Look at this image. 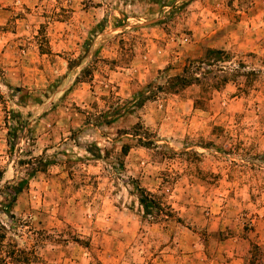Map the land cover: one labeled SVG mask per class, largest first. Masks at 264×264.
Here are the masks:
<instances>
[{
    "label": "rangeland",
    "instance_id": "rangeland-1",
    "mask_svg": "<svg viewBox=\"0 0 264 264\" xmlns=\"http://www.w3.org/2000/svg\"><path fill=\"white\" fill-rule=\"evenodd\" d=\"M0 178V264L264 238V0H0Z\"/></svg>",
    "mask_w": 264,
    "mask_h": 264
},
{
    "label": "crops",
    "instance_id": "crops-1",
    "mask_svg": "<svg viewBox=\"0 0 264 264\" xmlns=\"http://www.w3.org/2000/svg\"><path fill=\"white\" fill-rule=\"evenodd\" d=\"M263 228V227H262ZM262 228H258L252 233L250 238H230L220 242L222 246L221 255L211 256V258H201L202 262L196 260V256L189 254L187 256H173V263L181 264V261L185 264H203V260H206L204 264H250L251 254L250 249L252 244H255L264 249V238L262 237ZM261 264H264V258L261 260Z\"/></svg>",
    "mask_w": 264,
    "mask_h": 264
},
{
    "label": "trees",
    "instance_id": "trees-1",
    "mask_svg": "<svg viewBox=\"0 0 264 264\" xmlns=\"http://www.w3.org/2000/svg\"><path fill=\"white\" fill-rule=\"evenodd\" d=\"M176 80H178V79H176ZM172 81H175V78ZM180 81L182 82L183 79ZM183 82H186V81L184 80ZM187 84L188 83H186V85ZM17 164H23V163L21 161H19ZM37 171L38 170L36 168H34L33 170L31 169V171L25 172L24 175H26V177H31ZM16 180H17V178H15L12 181L7 182L4 185L0 186V194H3V197H4L3 204H0V211L3 214L9 215V210H10L11 206L15 202L17 195L21 192V187H22L24 182L22 179H18L19 183L16 184L15 183ZM0 182H1V178H0ZM138 202H139V205L142 207L143 212L145 214L152 212V209L154 208V202L152 200H150L147 196L141 194L138 198Z\"/></svg>",
    "mask_w": 264,
    "mask_h": 264
}]
</instances>
